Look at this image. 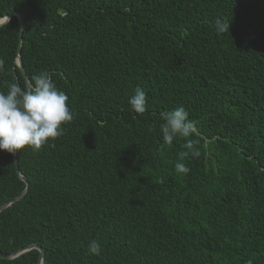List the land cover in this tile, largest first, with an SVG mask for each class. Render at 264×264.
I'll use <instances>...</instances> for the list:
<instances>
[{
	"label": "trees",
	"instance_id": "obj_1",
	"mask_svg": "<svg viewBox=\"0 0 264 264\" xmlns=\"http://www.w3.org/2000/svg\"><path fill=\"white\" fill-rule=\"evenodd\" d=\"M13 11L0 91L47 71L74 118L38 151L0 150V207L24 192L0 251L45 250L0 264H264V0H0ZM180 106L194 131L168 145L160 113Z\"/></svg>",
	"mask_w": 264,
	"mask_h": 264
},
{
	"label": "clouds",
	"instance_id": "obj_2",
	"mask_svg": "<svg viewBox=\"0 0 264 264\" xmlns=\"http://www.w3.org/2000/svg\"><path fill=\"white\" fill-rule=\"evenodd\" d=\"M215 27L218 33L229 31L230 22L217 18ZM4 71L5 60L0 58V72ZM129 104L136 113H145L148 108L146 92L137 86ZM73 118L69 96L57 87L49 72L33 75L24 85L9 83L6 92L0 91V150L16 153L31 148L38 151L61 137L64 125ZM160 118L163 141L168 145L177 137H189L194 131L189 111L184 106L163 111ZM186 147L192 149V141H188ZM191 154L199 156V151L193 150ZM175 170L179 173L190 171L181 162L175 164ZM87 248L89 255L101 254V244L96 240L90 241Z\"/></svg>",
	"mask_w": 264,
	"mask_h": 264
},
{
	"label": "water",
	"instance_id": "obj_3",
	"mask_svg": "<svg viewBox=\"0 0 264 264\" xmlns=\"http://www.w3.org/2000/svg\"><path fill=\"white\" fill-rule=\"evenodd\" d=\"M13 15H17L18 18H19V42H20V47H21V44L23 43V31H24V24H25L23 14L18 13V12H15V11H13L12 13L7 14L5 17H3V18L0 19V26L3 25V24H5V23H7L13 17ZM20 50H21V48H19V57H18V60H17V64H18L19 68L21 69L22 74L24 75V77H27L26 72L24 71V68H23ZM18 170H19V168H18ZM24 180L28 183V181L26 180V178H24ZM23 195H24V192L21 193L18 197L14 198L11 202L3 204L0 207V211L3 208H5L6 206H8L9 204H11L14 201H16L17 199H19L20 197H22ZM31 248H37V249H39L40 252H41V256L42 257L44 256L45 250H44L43 247L38 246V245H31L28 248H26L25 250L18 251L16 253H14L13 255H6V254H3L0 251V257H2V258L15 257V256L23 253L24 251L31 249Z\"/></svg>",
	"mask_w": 264,
	"mask_h": 264
}]
</instances>
